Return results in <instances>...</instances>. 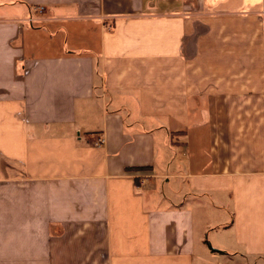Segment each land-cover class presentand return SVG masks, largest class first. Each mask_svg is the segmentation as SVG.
<instances>
[{
  "label": "crops",
  "instance_id": "1",
  "mask_svg": "<svg viewBox=\"0 0 264 264\" xmlns=\"http://www.w3.org/2000/svg\"><path fill=\"white\" fill-rule=\"evenodd\" d=\"M0 264H264V0H0Z\"/></svg>",
  "mask_w": 264,
  "mask_h": 264
},
{
  "label": "built area",
  "instance_id": "2",
  "mask_svg": "<svg viewBox=\"0 0 264 264\" xmlns=\"http://www.w3.org/2000/svg\"><path fill=\"white\" fill-rule=\"evenodd\" d=\"M29 24L32 25V20L31 19L29 20ZM103 143H104L103 138L102 137H99L98 140H97V142H96V146H100Z\"/></svg>",
  "mask_w": 264,
  "mask_h": 264
}]
</instances>
